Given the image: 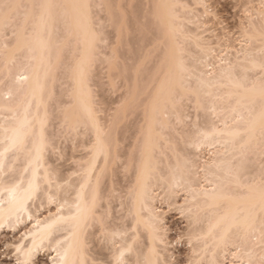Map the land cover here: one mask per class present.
I'll return each mask as SVG.
<instances>
[{
	"label": "bare ground",
	"instance_id": "bare-ground-1",
	"mask_svg": "<svg viewBox=\"0 0 264 264\" xmlns=\"http://www.w3.org/2000/svg\"><path fill=\"white\" fill-rule=\"evenodd\" d=\"M92 1L42 0L38 4L33 0H0V4L18 5L7 19L4 13L0 12V53L2 60H6L4 65H8L6 71L15 68L17 63H13L14 61L21 60L15 70L7 71L12 81L9 80V85H5L6 88L0 91V229L3 226L23 222L25 219L29 220L28 229L13 244L18 253L19 263L32 262L38 250L48 247L51 251L48 264H101L105 262L100 260L102 256L93 257V254L96 253L94 250L100 247L98 242L105 239L107 245L105 248L110 250L108 252L112 264H116V258L120 257L121 252L123 256L120 258L125 263L132 258L141 264H174L171 260L172 254L167 248L168 229L164 210L162 211L156 202L159 196L164 199L171 198L181 190L186 194L184 201L187 203L183 209L195 224L191 236L199 241L200 258L204 257L207 264H222L224 260H227L228 264H250V262L260 264L261 258L264 257V248L259 245L261 222L264 221V177H260L263 173L259 176L256 173L253 175V171L252 174L250 170L247 171L250 167L247 166L248 162L246 163L248 158L246 153L248 155L252 153L253 157L264 154V66H262L264 64V2L260 0L258 4L261 6L257 5L258 8L255 10L260 19L257 20L258 25L253 20L250 22V29L246 27L247 30H244L245 45L240 46V50L236 48L239 51L234 53V59L228 58L227 55L221 62V57L217 58L214 54L215 46L213 48L199 32L185 29L184 24L192 23L194 18L196 23L200 21L195 15L187 18L183 16V14H191L192 9L189 8V11L188 5L182 4V0H147L151 5L150 18L152 17L153 25L155 22L160 34L157 33V41L162 52L157 65L153 66L157 69L154 75H150L151 77L146 75L149 83L145 80L149 86L153 85L152 82L155 80L156 83L154 82V86L150 87L151 91L147 85L144 89L141 87L144 92L148 88L150 93L147 95L141 91L140 97L143 95L144 98L147 95L142 101L143 104L140 102L142 106L139 105L142 107L140 111L143 118L140 120L143 119V123L136 124L138 133L135 141L132 142V145L135 143L133 146L137 147L134 149H137L138 154L133 158L129 152L130 156L127 159V161L131 160L132 157L130 163L135 161L134 164H129L135 166L132 167L135 169V176L130 178L131 183L128 181L126 184L127 190L124 196L122 194L116 196L118 201L116 209L119 207L115 209L116 213L110 212L111 215L115 214L113 216L118 214L113 217L116 221L114 222L109 221L112 218L109 213L111 210L106 198L108 194L104 193H109L115 186L109 190L108 181L106 186L108 191L102 190L106 187L104 184L102 187L101 181L109 161H112L116 154V147L113 146L116 141L113 143L114 137L110 135L112 130L110 132L108 127L112 126V120L119 118L118 111L121 112L129 106L128 99H134L137 83L136 79L133 81V76V80L131 79L133 87H130L129 94L125 93L128 97L124 99L125 95L122 96L119 102L123 101L121 106L115 108L117 112H113L117 116L114 118L113 115L114 119L109 121L111 124L106 126L107 123H104L97 114L98 110L94 106L95 101L87 82V76L90 74L88 69L94 62L93 58L95 55L99 56L97 52L99 53L100 48L97 47L101 42H97L103 41L100 32L104 29L100 26L99 33L97 34L96 30L94 32L96 29L94 22L102 20V17L97 19L98 15H95V18L92 14L95 11L91 10L93 5L95 6V0L94 4ZM100 1L105 9L103 13L104 11L107 13L105 17L107 16L109 23H113L115 17L123 13L121 9L118 12V8L123 7L119 5L122 0H117L118 3L111 0L117 4V8L115 4L111 8L113 3L110 5L109 0ZM130 1L126 2L127 5L131 4ZM194 3L201 5L203 0H194ZM84 4L89 5L87 10L77 7ZM98 6L100 5H97V8ZM35 8L37 10H34ZM109 8L113 12H110ZM102 9L100 8L101 11ZM116 13L119 16H115ZM122 15L120 17L123 19L124 15ZM15 18L21 22L13 23L16 21ZM121 18L117 19L118 22L116 20V26ZM184 20L187 22L183 23ZM101 24L104 25L103 22ZM121 24L119 23L117 28L114 26L117 39L120 37V27L124 26V22ZM110 25L113 26L109 24V27ZM8 26L11 27L9 30L13 35L9 42L5 35ZM10 32H7L9 36ZM107 41L104 39V44ZM253 42L257 43L252 44ZM117 43H120V40ZM184 43L187 44L186 46L190 44L196 51L197 55L191 56V62H187L186 54L190 51H187ZM107 44L109 45L108 42ZM216 47L218 48V45ZM111 49L112 47L110 51ZM115 49L109 53L115 54ZM63 52L69 55H62ZM17 55L19 58L16 57ZM61 55L64 56L63 60ZM106 55L108 56L105 58L108 57L110 62L109 57L111 58L112 55ZM147 55L146 57L149 58ZM61 60L66 62L62 63ZM59 64L60 72L63 68V79L64 76L66 79V84L63 81L62 83L66 85L65 94H67L65 102L56 101L59 121L65 125L64 130L71 135L77 134L80 128L82 129L80 135L87 131L91 134L87 143L83 141V164L79 165L81 166L79 172L75 174L74 179L70 180L69 176L66 177L68 180L61 178L66 180L65 183L64 180L55 178V170L53 171L54 168H51L46 158L49 149H57V144L53 146L52 144L55 143L47 135L46 126L51 119L50 113H53L48 112L47 105L51 102L48 104L47 99L52 97L51 91L56 89L51 88V85H56L54 82L61 78L58 76L57 79L55 78L60 69ZM5 69L3 67V70ZM157 75L159 77H155ZM21 77L26 79H20ZM132 92L134 93L131 94ZM137 96L139 98V95ZM55 100L58 99H54V102ZM183 101H191L190 105L196 112L197 110L203 112V114L199 113L203 115L201 119L204 118V121L202 119L204 125L201 122L199 125L196 119L195 124L192 122L197 126L194 129L195 126L192 125L195 131H189L190 133L186 131L187 135L183 132L185 137L188 136L185 140L186 147L188 146L190 151L187 152L185 149L186 152L182 154L180 153L182 150L179 151L178 148L180 137L176 140L177 138L170 134L171 131L166 130L173 120H170V117L174 118L177 124L182 123L187 117L188 114L186 115L184 110L188 108H184ZM124 113L123 110L120 114ZM117 120L114 122L121 121ZM175 121H173L174 125H176ZM172 130L176 131L174 128ZM201 133L208 134L207 138L200 135ZM49 134L52 136L50 132ZM207 148L211 153L208 151L206 155H209L205 157L202 150ZM137 152L135 151V154ZM169 154L172 156L171 160ZM247 161L251 163V160ZM160 187L162 191L157 192ZM13 188L15 191H10ZM60 191L62 196L57 194ZM39 195L44 196L43 199L47 201L51 198L55 201V197L58 196L55 209H47L44 214L39 215L33 207L34 201L41 197ZM91 235L99 238L96 244H93L96 239L93 240L92 237L93 241L90 243ZM233 242L239 249L230 252L228 246ZM92 244L96 245L94 250L90 247ZM197 261L199 258L195 262L198 263Z\"/></svg>",
	"mask_w": 264,
	"mask_h": 264
},
{
	"label": "rangeland",
	"instance_id": "rangeland-1",
	"mask_svg": "<svg viewBox=\"0 0 264 264\" xmlns=\"http://www.w3.org/2000/svg\"><path fill=\"white\" fill-rule=\"evenodd\" d=\"M33 1L37 2L38 4H40L42 0H37V1L33 0ZM93 1H92V3H93ZM113 1L117 2V0H113ZM127 1L122 0L119 3V5L123 6L124 8L126 7L125 9L123 7H122L123 9L120 8V7L118 8V10L119 9L122 10V11L119 10L118 12H120V11L123 12V13L120 14V16L122 14L124 15V16L122 15L123 19L119 16V14L116 13L117 15H115V16H119V17H115L116 18L115 20H113L114 18L111 19V20H113L112 21L113 23H109L108 22L109 20H107V16L105 17V15H107V13H105L106 11H104V13H103V10H105V9L101 5L102 3H100L101 2L100 0H95L94 1L95 6L93 5V7H92L93 9L91 8L92 11L95 10L92 13L95 18H96L97 15L99 16V17L97 16V19L98 18L101 19V17H102V20H97V19L94 18V20L98 21V22L97 21L94 22L95 23L94 24L95 25L94 28H96V29H94V32L97 31L96 33L98 34L99 33V29L100 30H101V28L102 29L104 28V29L101 30L102 34L100 32V36H102L100 38H103V41L99 40L97 42V43L101 42V44L100 43L98 44L99 47H97V49L100 48L99 49V53L97 52V54H99V56L96 57V55H95V57L93 58L94 62L91 63V65H90L91 67L88 69V73H90L87 76V78H88L87 82L89 83L88 86H89L90 90L92 91L91 93H92V97L94 99V100L93 99L92 100L95 101L94 102V106L96 107V110H98L97 114L100 116L101 120L104 123H107V125L105 124L106 126L111 124V122H109V121L114 119L115 116H117V115L119 116V118L116 117L114 120H112V126H111L112 128L108 127L109 131L112 130V134H110V135H112L114 137L113 143L116 141L115 142L116 146H115V144L113 145L114 147H116V149L114 148L116 154H115V157L112 159V161L111 160L109 161V163H108L109 166L106 167V172L107 173L106 172L103 173L102 180H101L102 181V187H104V185L106 187L108 181H109V184H110V185L108 184L109 187H110L109 190H111V187L113 188L115 186L112 189L114 193L112 192V190L109 193H106L104 191L105 195L108 194L106 198L108 199V201H107L108 205L111 206V207L109 206V208H110L109 210H111V211H109V213L110 212H112V213L115 212L116 205H118V201L116 200V198H117L116 196H121V194H122V196H124V192H126V190H127L125 188V187H127L126 184L128 183V181H129V183H131L130 180H132V179H130V178H133L135 176V173H134L135 169L132 168V167H135V166H133V165L130 166L129 165V164H134L135 161H133L134 163H130V161L132 162V157H130L131 160L129 159L130 161L128 160L129 161V163H128L127 159L129 158L128 156H130L129 152L132 154L131 156H133V158H135L134 156L138 154L137 149L136 150L134 149V148H137V147L133 146V145H135V143H133V145H132V142H134L135 141L134 139H136V135L138 133V131L136 129H137L138 125L139 124L142 125V123H143V119H142V121L140 120V118H143V117H141L142 114H141L140 110H142L141 109L142 107H140V106H142V105L140 104V102L142 103L143 99H145L146 96L148 95V93H150V92H148V90L150 89V87L152 88L154 86V82L156 81V80L154 81L152 78H150L154 82H152L153 85L149 86L148 84H146V81H145V80H147L146 75H148V77L150 75H154L153 73L157 69L155 67V69H156L155 70L153 66L157 65V61H159L158 58H160L159 55L162 52V50H160L161 49V47L159 46L160 44L157 41L158 34H159L158 32L159 31H157V26H155V22H154V25H153L152 17L150 18V16H152V14L150 15V12H149L151 10L150 3L147 0L146 1L149 4L145 0H134V1L131 0L130 1L131 4H129L130 2H128L129 5H127V3H126ZM262 1L264 2V0H262ZM96 2H97V5H100V6H98V8H97V5H96ZM114 2L109 0L110 5L113 3L111 8H113V5L115 4ZM181 2H182V4L184 3L185 5H188L187 6L188 9L189 8L192 9L191 11L189 9V11L191 12L190 15L188 13H187L188 15L187 14L186 15L183 14V16L185 18L195 15V17L199 18V19L197 18L198 21L200 20L199 22L196 23V21H195L196 18H194L193 22H192L193 24L191 22H187L186 20H184L183 23L184 22L189 23V24H187V23L184 24V26L186 25L185 29H190V30H194L196 32H199L200 35L205 40L207 39V41H209V43L211 44V46L213 48L215 46L214 49L216 51L214 52V54L217 56V58L221 57V62H222V60H224V57H227V55H228V58H231V59L233 58L234 59V57H235L234 53L241 49L240 46H242L243 44L245 45L246 41H244L245 39L243 37L245 36V31L244 30L246 29V27H248L247 29H250V24H251L250 22H253V20H254V23L257 22L256 25H258V21L260 20L259 19V14L257 12H255V10L258 8L257 5L261 6V4H258V2L259 3L261 2L260 0H203V4H201V5L195 4L194 0H182ZM146 3H147V6H146ZM35 7H37V5ZM99 7L101 9L103 7L102 11L100 10ZM115 7L117 8V4H115ZM136 7H138V8H136ZM34 10H37V9L35 8ZM109 11L111 12L112 10H110V8H109ZM133 11H134V15H133ZM148 12H149V14H147ZM256 13H257V15H256ZM112 17H114V16H112ZM118 18L122 19L119 22L120 24H121V22H122V24L124 22V24H123L124 26H121L122 25L121 24L120 25L121 26L120 29H121V31H123L125 33L124 34L123 32L120 31L121 34H119L120 37L118 36L119 39H117V36L115 37V33H116L115 30H116L117 26H119V23L116 26V20ZM132 18H133V20H132ZM14 20H16V21L13 22V23H17V24L20 21L17 18H15ZM118 20H117V22H118ZM153 20H154V18H153ZM96 22L98 23L99 26L96 24ZM102 22H103L104 25L101 24ZM104 22H106V23H104ZM114 22H115V25H114ZM127 22H128V24H127ZM198 23H199V26H198ZM109 24H113V26L110 25V27H109ZM187 25H188V28H187ZM100 26H101V28H100ZM114 26H116V28ZM149 26H150V28H149ZM197 26H198V28H196ZM10 28L8 26L6 28V30H9ZM114 28H115V30H114ZM6 30H5V35H7L6 36V40H8V42H9L10 38H11L10 40H12V36L13 35H11V32L9 30V31H7L8 33L10 32V36H9V34H7ZM55 31H57V29ZM58 33H57V35H58ZM103 33H105V34H103ZM112 36H114V37L112 38ZM159 38H160V36H159ZM217 38L219 40H217ZM104 39L106 41L108 40L107 42L109 43V45L107 44V42H106V44H104ZM114 39L117 42H119V40H120V43L115 42ZM156 42H157V44H156ZM153 43H155L156 48H154L155 45L153 46ZM216 43H218L217 44L218 48L216 47L217 46ZM254 43H257V42H253L252 44H254ZM103 44H104V46H103ZM115 44H117V45L119 44V45L117 46ZM258 44H259V42H258ZM113 45L116 46L115 47L116 49L114 48ZM184 45H185V47H187L186 48L187 51H190V52H188L186 54L188 56L190 55L189 57L187 56V58H188L187 62H191V59H192L191 56L195 55L194 57H196V55H197L196 51H195V49L193 47L190 46V44H188L189 47L186 46L187 44H185V43H184ZM110 46L112 47L113 50L114 49L116 50V51H114L115 54H112L113 52L109 53V52L112 51V49L110 51V48H111ZM252 46H254V45H252ZM236 48L237 49L240 48V49L237 50ZM153 50H154V53H153ZM103 53H104V56H102ZM66 54H67V56L69 55L67 52H63L62 55H66ZM106 54H111L112 56L114 55L113 58H112V56H111V58L109 57L110 62L108 61V57L105 58L106 56H108ZM238 54H240V52H238ZM62 55H61V57H62ZM146 55L149 58H147ZM153 55H155V57ZM67 56H66V58H67ZM101 56L104 57V58H102ZM1 57H2V55L0 53V91H2L1 89H4V87L6 88L7 84L9 85V82L12 81V79L9 77L10 73H8V72L9 71L11 72V70H15V68L18 67L16 65L18 64L19 61H21V60L17 59V58H19V56L17 55L16 56L17 58L16 57L15 58L17 60H19V61L18 62H15V61L13 62V63H17L16 65L13 64V65H15L14 66L15 68L11 69L10 68L11 66H9L10 70L7 69V71L9 70L7 72L5 68H7L8 65H6V66L4 65L6 63V60H4V59L2 60ZM63 57L61 58L62 60L64 59ZM95 58H96V60H95ZM141 58H142L143 61L141 60ZM144 58H146V59L144 60ZM189 58H190V60H189ZM104 59H107V60H104ZM111 59L113 61H111ZM154 59H155V62H154ZM227 60H229V59H227ZM64 61H62V63ZM66 61H67V59H66ZM141 62H142L143 65L141 64ZM20 63L21 62H19L18 65H20ZM62 63H61V65L65 66V64H62ZM112 63L116 64V65H112ZM8 64H10V63H8ZM109 64H111L113 66V69H112V66H110ZM61 65L59 64V67ZM107 65L109 66V68H108ZM136 65H138V66H136ZM3 67H4L5 70H3ZM110 67H111V69H110ZM134 69H135V71H134ZM151 69H154V71H152ZM60 70H61V67H60L59 71L57 70L58 71V73H57L58 75L55 74L56 75V77H55L56 79L58 77L59 78L61 77L60 80L56 81V79H55L56 82H54V83H56V85H54V86L51 85V88L54 87L56 89L55 90L51 89L52 91H51L50 96L52 95V97H53V95L54 94L55 95H54L53 98L50 97L51 100H50V98L47 99L48 100L47 101L48 104L50 102L52 103V104L50 103L51 105L50 104L47 105L48 112H53V113H50L52 116L49 114L51 119L48 118L50 120H48L49 125L47 123L48 126H46V129L48 130L47 135H49V137L52 138L53 143H55V145L52 144L53 146H56V144H57V146H56L57 149L56 148H55V150L54 149L53 150L49 149L50 151L48 150L46 158L48 159L49 164L52 166L51 168H54L53 171L55 170V174H56L55 178L57 177L58 180H62L63 181L64 179H66L67 176H69L70 180L74 179V177L76 176L75 174H77L79 172V170L81 168V166H79V165L83 164V154H84L83 153L84 152L83 151L84 150L83 149V141H85L84 143H87L89 141V139L91 138L90 137L91 134L87 131V133L84 132L83 134L81 133L82 135H80V132L82 130L80 128V130L78 131L77 134H73L72 133V135H71L70 132L64 130V126L65 125H63L61 123V121H59V116H58L59 112H58V110H56V107H57L58 104H57L56 101H59V102H63L64 101L65 102L67 100V98H66L67 94H65L66 85H63L65 83L66 79H65V76H64V79H63V76H62L63 75L62 74L63 73L62 72L63 68H62L61 72H60ZM123 70H124V72H123ZM132 71L137 76H135V74H133ZM6 73H8V74H6ZM159 73L160 72H158V75H159ZM11 74H14V73H11ZM64 75H66V74H64ZM141 75H142V77H141ZM158 75L155 76V77H159ZM11 77H12V75H11ZM132 77L134 78V80H133ZM138 78H140V79H138ZM123 79L126 80V81H124ZM131 79L133 81H135V79H136V81H135L137 83V84L135 83L136 84V88H135L136 91L134 90V92H135V97L137 95H139V98H138V96L136 98L133 97L134 99L131 98V100H129L130 99L129 98L128 99L129 106L128 107L124 106V108L126 107L125 108L126 110L122 109V111H121L123 113V110H124L125 113L124 114H120L121 112L118 111V114L116 115V114H114L115 112H117V111H115V108H117L120 104H122L123 101L121 103H119L122 100V96L125 95V93L129 94L130 91H131V88L133 87ZM62 81L64 83H62ZM142 81H144V82H142ZM141 83H142V85H141ZM148 83H149V81H148ZM125 85H127V86L124 87ZM146 85L148 86L149 89L147 88V90H146L147 92L146 91L144 92L143 89L146 88ZM64 88H65V90H64ZM124 88H125V90H124ZM62 89L64 90V92L61 91ZM127 89H129V91ZM133 89H132V91H133ZM124 91H127V92H124ZM141 91H142V93L144 92V93L147 94V95L145 94L146 96H144V98H143V95H142V97H140L141 94H142ZM149 91H151V89ZM122 92H124V93H122ZM134 92H132L131 94H133ZM56 93H59V94H56ZM61 93H63V94H61ZM126 96L127 95L123 96V98L126 97ZM129 97H130V95H129ZM56 98L58 100H55V102H54V99H56ZM137 99H139V100L137 101ZM116 101H118V103ZM186 101H183V102L185 104L184 108L185 109H186V107L188 108V109H186V111L184 110V113L186 115L188 114L187 117L184 118L182 123H178V124L174 120V118L170 117V120H172V119L173 120L171 121L170 127H169L170 123L168 124L169 129L166 130L168 132L171 131L170 134L172 133L171 135H173L175 139L177 138L176 140H178V137H180L181 140L179 139L178 141H180L182 143L180 144V142H178L179 145H180L178 148H179V151H180V149L182 150V151H180V153L182 152V154L184 153V151L186 152L185 149H187V152L190 151V149L187 148L188 146L186 147V145H187L186 144V140H187V137H188V136L185 137V135L188 134L186 131H188V132L189 131L190 132L195 131L194 129L197 126L194 125L195 124L194 121H196V119H197L196 122H198L199 125H201V123L203 124V121H204V118H202L203 121L201 119V117L203 116L201 114H203V112L199 111V110H197V112H196V110L192 107V105H190L191 101L190 102L189 101L186 102ZM132 102H134V103H132ZM136 102L137 103L139 102V103L137 104ZM127 103H126V105H127ZM186 104L188 106H186ZM137 105H138V107H137ZM130 106H132V107H130ZM133 107H134V109H133ZM55 110L57 112H55ZM130 111H131V113H130ZM54 112H55V114H54ZM56 113H58V114H56ZM193 114H195V115H193ZM56 115H57V117H56ZM113 115H114V118L112 117ZM121 117H122L123 120L120 119ZM56 118H58V120ZM117 119L119 121L120 120L121 121L118 122V123L114 122ZM173 121L176 122V125H174L175 123ZM59 122H60L61 125L58 124ZM192 122L194 124H192ZM136 124H138V125H136ZM192 125L195 126V127H193L194 129L192 128ZM171 128L172 129L174 128L176 131H173ZM49 132L51 133L52 136H50ZM174 132H177L178 135L177 134L175 135ZM178 132H182V133L180 134ZM183 132L185 133V135H183ZM74 135H76V136H74ZM83 135H84V137H83ZM181 135H182L183 138L181 137ZM112 136H111V139H112ZM85 138H87V139H85ZM47 139H49V138H47ZM49 141L52 142L51 140H49ZM183 143H185V144H183ZM131 145H132V147H131ZM131 148H133V149L130 150ZM133 150H135L137 153L135 154V151H133ZM208 151H209L208 148L202 150V153H204V156L206 155V153ZM209 152L211 153V151H209ZM208 155H206L205 157H207ZM261 155L262 156H260V155L256 156L255 155V157H253L252 153L251 154L249 153V155H248V153H246V157H248V158H246V157L245 158L247 160H251V163H250V161L246 160V163L248 162L247 166L249 165V167L251 168V169L248 168L247 171L250 170L251 174L254 172L253 175H255V173H256V175H259V176H260V174L263 173L260 176V177L263 178L264 177V171H263L264 170V168H263L264 167L263 166L264 165L263 164V162H264V154L262 153ZM169 156L171 157V158L169 157V159L171 160L172 159L171 154H169ZM251 157H252V159H254L256 161H253L251 159ZM257 160H258V162H257ZM259 163H261V164L259 165ZM251 164L253 165V167L256 165L254 167V169H253ZM261 165H262V167H261ZM108 167H109V169H108ZM261 168H263V169H261ZM76 170H78V171H76ZM257 171H258V173H257ZM61 178H64V179H61ZM103 178H104V180H103ZM66 180H68V179H66ZM66 180H64L63 182L65 183ZM62 181H61V184L64 185V183ZM110 181L113 182V183L111 184ZM106 189H107V187L105 189L102 188V190H106ZM160 190L162 191V187L158 188L157 192H161ZM106 191H108V190H106ZM69 193H67V194H69ZM111 193H113L112 196H111ZM57 194L61 195V191L58 192ZM39 196H41V195H39ZM55 196L56 195H54V197ZM61 196H59V197H61ZM43 197L42 196L38 197L39 199L37 198V200L34 201L35 204L33 205L34 209L39 213V215L44 214L47 211V209H51V210L55 209L54 206L56 205V199L58 198V196H56L57 198L55 197V201H54V198H53V200L51 198V200H49V201H47L45 199L46 200L45 201L43 199ZM109 197H110V200H109ZM161 197L162 196H159L158 201L156 202V205L159 206L162 211L164 210L165 222H166L167 229H168L167 238H168L169 244H168L167 248L170 250V253L172 254V258H171L172 262L174 264H207V261H206V259L204 257L200 258L198 256V253L200 251V248H198L199 241L197 240L196 237H192L191 236V233H192V231L194 229L195 224L192 223L191 219L187 215L186 210L183 209V206L187 205V203L184 201L185 197H186V194L184 193V191L179 190L175 194V196L171 197V198H165L164 199V198H161ZM33 207H32V210L34 211ZM118 207H117V209H118ZM112 213H110V216L112 218L111 219L109 218L110 219L109 221L113 220L118 215L117 214L116 216H113L115 214L111 215ZM113 221L116 222L115 220H113ZM111 223H109V224H111ZM109 224H107V226H109ZM28 227H29V220L25 219V220H23V222L16 223V224L11 225V226H3L0 229V264H20L19 263V259H18V253L15 250L13 244L16 242V240L20 239V236L22 237V234L26 231V229H28ZM92 236L93 235H91L90 238H89L90 243H92V241L94 239H96V242L93 241V244H96L97 241H98L97 239H99V238L98 237L97 238L96 237H92ZM91 237L93 238V240L91 239ZM102 240L103 239H101V242H98L100 247L97 248V249L95 248L96 250H94V247H96V245H93V244L90 245L91 249H93L94 252L96 251V253L91 251V253L92 252L94 253L93 254L94 256L92 254L91 255L93 257L101 255L102 258H101V256H99L101 259L99 257L98 258L102 262H104V261L105 262L104 263H101L99 261L98 262L101 263V264H105V263L108 264V262L111 261V258L109 257L110 252H108L109 249L107 250V248H105V246H107L106 242H105V239H104V241H102ZM100 243H103V244H100ZM98 244H97V246H98ZM100 248H102V249H100ZM103 248H105L106 250L103 249ZM228 249L231 252V251H235V250L237 251L239 248H236V245L233 242L232 244H230L228 246ZM100 251L103 254L102 253L100 254ZM50 256H51L50 249H48V247H43L40 250H38V252H36L35 256L32 258L33 261L28 263V264H48ZM198 258H199V261H197L198 263H196L195 261ZM102 259H104V260H102ZM125 264H141V263H139L138 261H136V260H134L132 258H129L128 261ZM222 264H228L227 260H224Z\"/></svg>",
	"mask_w": 264,
	"mask_h": 264
},
{
	"label": "snow or ice",
	"instance_id": "snow-or-ice-1",
	"mask_svg": "<svg viewBox=\"0 0 264 264\" xmlns=\"http://www.w3.org/2000/svg\"><path fill=\"white\" fill-rule=\"evenodd\" d=\"M18 5H13V4H9V3H2L0 4V12L4 13L5 18L7 19L11 14H12V10L17 8ZM41 7H50V6H41ZM77 7L83 8L85 10H87L89 8V5L84 4V5H77ZM262 66H264V64H262ZM20 79H26L25 77H21ZM200 135L204 136L205 138H207L206 133H201ZM10 191H15V188L11 189ZM259 245L261 248H264V221L261 222V231H260V237H259ZM123 256V253L121 252L120 257ZM120 257L116 258V264H125V262L123 260H121ZM108 264H112L111 261L108 262ZM251 264V262H250ZM260 264H264V257L261 258Z\"/></svg>",
	"mask_w": 264,
	"mask_h": 264
}]
</instances>
